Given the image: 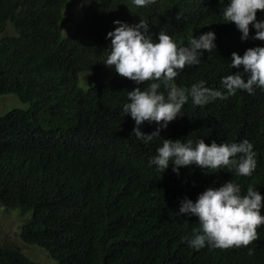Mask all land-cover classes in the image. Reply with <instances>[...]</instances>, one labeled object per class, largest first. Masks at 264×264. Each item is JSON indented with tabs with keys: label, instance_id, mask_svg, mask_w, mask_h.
I'll use <instances>...</instances> for the list:
<instances>
[{
	"label": "trees",
	"instance_id": "obj_1",
	"mask_svg": "<svg viewBox=\"0 0 264 264\" xmlns=\"http://www.w3.org/2000/svg\"><path fill=\"white\" fill-rule=\"evenodd\" d=\"M67 2L0 0V96L29 104L0 115V203L31 213L22 240L59 264H264V225L247 246L197 250L184 239L198 227L197 217L178 215L182 199L195 201L230 179L264 195V90L238 91L205 106L190 98L183 115L160 132L209 144L247 139L257 160L251 176L205 174L195 165L177 175L171 165L161 173L149 164L161 141L137 140L134 121L122 111L127 91L144 84L115 71L106 82L80 86V73L108 67L106 37L117 19H145L154 36L164 29L185 44L192 34L214 31L216 48L176 78L185 87L203 79L221 89V78L237 71L229 68L232 52L264 46L252 38L255 29L242 40L235 24L223 21L228 0H156L140 8L132 0H91L76 31L63 35ZM257 19L264 11L257 10ZM156 127L144 122L141 130ZM0 264L39 263L0 245Z\"/></svg>",
	"mask_w": 264,
	"mask_h": 264
},
{
	"label": "clouds",
	"instance_id": "obj_2",
	"mask_svg": "<svg viewBox=\"0 0 264 264\" xmlns=\"http://www.w3.org/2000/svg\"><path fill=\"white\" fill-rule=\"evenodd\" d=\"M156 0H132L136 7H146ZM257 10L264 11V0H228L221 10L225 23H234L247 40L250 28L255 29L253 39L264 41V19H257ZM107 33L110 46L103 64L114 67L118 75L128 78L137 86L127 91V101L122 106L125 115L134 121L132 132L145 144L159 139L160 146L149 160L162 173L169 166L177 175L181 167L195 165L205 174L226 170L237 176H251L257 167L253 144L244 139L240 142L206 143L203 138H163L160 132L169 122L182 116L184 105L191 98L195 106H205L217 99L225 100L246 91L255 95L256 89L264 90V46L247 48L243 55L232 52L229 63L235 72L221 78V89L207 86L203 79L190 87L179 86L176 78L185 69L199 65L204 51L216 48L214 31L190 35L188 43L177 41L162 29L155 36L147 20L129 24L119 19ZM144 122H155L151 133L141 130ZM264 195L253 186L242 191L240 184L231 179L218 187H208L200 192L195 201L185 197L180 201L179 214L195 216L198 227L184 239L189 247L229 248L247 246L258 239L257 228L264 225Z\"/></svg>",
	"mask_w": 264,
	"mask_h": 264
},
{
	"label": "rangeland",
	"instance_id": "obj_3",
	"mask_svg": "<svg viewBox=\"0 0 264 264\" xmlns=\"http://www.w3.org/2000/svg\"><path fill=\"white\" fill-rule=\"evenodd\" d=\"M91 0H68L63 20L60 24L63 35H71L77 26ZM115 72L114 67H107L100 71H86L80 73V86L88 89L100 81H108ZM15 108L28 109L29 104L23 103L16 95L7 94L0 96V115ZM31 219V213H23L21 210H9L0 203V245L18 249L39 264H59L51 258L47 250L25 243L21 238L24 226Z\"/></svg>",
	"mask_w": 264,
	"mask_h": 264
}]
</instances>
